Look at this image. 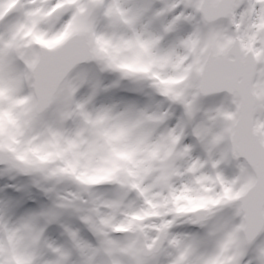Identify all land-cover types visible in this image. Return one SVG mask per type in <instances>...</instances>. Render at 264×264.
<instances>
[{
    "label": "snow or ice",
    "instance_id": "6c2138e0",
    "mask_svg": "<svg viewBox=\"0 0 264 264\" xmlns=\"http://www.w3.org/2000/svg\"><path fill=\"white\" fill-rule=\"evenodd\" d=\"M154 2L163 6L145 23ZM15 14L20 21L0 34V111L7 102L14 114L15 106L26 101L34 123L70 140L82 137L113 109L87 107L98 84L86 100L76 102L77 90L88 80L83 69L74 70L93 64L100 72H116L113 62H102V44L143 49L153 64L166 69L154 74L159 83L151 77L147 82L132 75L122 79L137 90L153 89L167 105L169 147L159 180L166 183L185 170L197 173L214 206L187 221L206 229L202 238L174 234L175 221L169 219L151 230L132 225L117 232L116 225L133 215L132 193L67 197L41 171L3 162L0 167L8 173L30 178L50 204L15 223L0 213V264H218L225 237L231 242L229 264H264V0H148L138 5L126 0H0V23ZM163 16H171L170 21L161 32H152L150 23ZM181 22L192 30L161 48L164 36ZM177 77L178 85L163 86ZM220 93L226 104L201 109L202 98ZM133 111L139 119L153 118L139 108ZM49 113L51 119H45ZM188 136L193 144L185 143ZM194 147L202 158L193 156ZM229 165L235 168L231 178L222 171ZM129 187L138 196L147 191ZM223 209H230L231 216L221 221L217 216ZM83 231L94 244L81 238ZM205 244L210 249L204 250Z\"/></svg>",
    "mask_w": 264,
    "mask_h": 264
},
{
    "label": "clouds",
    "instance_id": "9594fccd",
    "mask_svg": "<svg viewBox=\"0 0 264 264\" xmlns=\"http://www.w3.org/2000/svg\"><path fill=\"white\" fill-rule=\"evenodd\" d=\"M98 54L103 63L111 61L116 65L117 71L112 73L120 81L132 75L146 82L151 77L152 83H159L154 74L166 70L153 64L140 48L102 44ZM180 82L177 77L163 86L173 87ZM25 104H17L13 114L5 102L0 111V163L12 161L18 169L41 171L67 197L83 194L91 200L88 193H98L96 189L103 185L112 186V193H132L133 215L116 225L115 231L127 232L132 225L151 230L153 224L164 219L175 221V227L189 224L190 216L214 206L197 173L185 170L180 175L172 174L166 183L159 180L169 147L167 105L140 108L152 115L151 120L139 119L133 111L135 106H111L113 112L94 130L70 140L34 123L33 117L26 114ZM176 168L179 170L181 165L177 163ZM132 184L146 189L144 196L136 195L129 187ZM127 207L125 202L123 208ZM230 243L227 237L222 240L218 264H229Z\"/></svg>",
    "mask_w": 264,
    "mask_h": 264
},
{
    "label": "rangeland",
    "instance_id": "374dc122",
    "mask_svg": "<svg viewBox=\"0 0 264 264\" xmlns=\"http://www.w3.org/2000/svg\"><path fill=\"white\" fill-rule=\"evenodd\" d=\"M126 2L129 3L130 5H138V4L147 3L148 0H126ZM162 6L163 5L160 4L159 2L152 3L151 11H149L146 14L145 23L148 22V19L151 17L152 12L159 10ZM20 19H21L20 15L15 14L12 19H10L6 22L0 23V34H4L8 30L9 27L14 25L15 23H18L20 21ZM170 19H171V16H163V17H160L156 20H153L149 25L150 30L154 33L161 32L162 26L166 25L170 21ZM191 30H192V25L190 23H187V22L178 23L175 26L174 31L166 34L164 36V38L161 40V45H160L161 48L166 49L168 47H171L175 41H177L179 38H182L183 36L187 35ZM80 70L76 69L75 71H80ZM83 70L86 72L88 82L83 84L77 90V92L75 94L76 97L74 96L75 97L74 100L76 102H81V101L86 100L88 98V96L91 94L92 85L98 84L97 75L100 76V78H102L104 73L105 74L108 73V75L112 74L110 72H104V73L100 72L98 70V68H96V66L93 64H90L89 66H87ZM121 81L117 82V76H115V78H113V80L111 82L104 80L103 84L101 86L98 84V90L96 92V95L93 97V100L91 101V103L87 107L90 110H94V109H98L101 107L116 106V107L120 108L123 106L131 105V106H135L136 108L140 109V108H145V107L154 108V107H157L161 104L163 98L154 94L148 88H144V90L147 91L146 95H143L142 91L128 90V89H130L129 87H126V88H128L127 90L124 89L122 91H118V90L115 91V89H116L115 88L114 91H110L111 87H117V85ZM125 82L130 84L128 81H125ZM129 86L134 87L135 85L130 84ZM100 88H101L102 92H101ZM107 89H109V90H107ZM117 92H122V93H117ZM100 93H103L101 99H99ZM104 93H106V94H104ZM226 103H227V101L225 99V95H216V96H212V97H208V98H204V99L202 98V100L200 102L202 110L213 109V108L219 107L221 104H226ZM175 115L176 116L180 115V109L179 108L176 109ZM45 119H51V113L47 114L45 116ZM171 123H175V118L172 119ZM193 142L194 141H193V138L191 136L186 137V139H185L186 144H193ZM193 156L202 158V153L198 147H194ZM222 171H223V174L227 178H231V175L234 173L235 168L232 165L222 166ZM18 177L21 178V176L14 175L12 173H5L3 171V168L0 167V213L4 214L10 223H15L17 220L21 219L22 217L29 215L32 212L38 210L40 207H42V206H40V207L36 208V206L34 204H32L31 202L30 203L26 202L25 206L22 208L21 211H19L17 209L15 200H13V199L18 197V192L16 191L15 188H12V187H13V184L16 186L21 182V180H19ZM22 178L23 179L27 178V180H25V182H27V184H29V183L32 184L30 178H28V177H22ZM2 181H6V182L13 181V184L10 186L11 188H8L6 185L2 184ZM10 189H12V190H10ZM112 191H113L112 186L108 185V188L100 189L97 192L105 194V195H111ZM10 198H12V200H10ZM230 216H231V210L230 209H223L218 214L217 219L223 221L225 219H228ZM65 221L71 222L68 217H65ZM75 226H78V222H76ZM198 226L199 225H197V227ZM197 227H195L192 224H184V225H180V226L175 227L172 231L174 234L197 237L198 235H196L194 233V231ZM200 228L202 230H204V234H205L206 229L203 227H200ZM81 238L86 240L88 243H91V244L95 243L94 238L91 236L90 233H87L86 231H83L81 233ZM53 239H55V237H53ZM260 239L261 238L257 239L256 244L260 243ZM210 247H211L210 245L205 244L204 250H208V249H210ZM251 255H252V253L249 254V256H251Z\"/></svg>",
    "mask_w": 264,
    "mask_h": 264
},
{
    "label": "trees",
    "instance_id": "16d2710c",
    "mask_svg": "<svg viewBox=\"0 0 264 264\" xmlns=\"http://www.w3.org/2000/svg\"><path fill=\"white\" fill-rule=\"evenodd\" d=\"M84 68H86V67H79V68H77V70L84 69ZM115 76L116 75L114 73H112L111 75H108V73L107 74L104 73L102 78H100V76L97 75L98 84L101 86L103 84L104 80L108 81V82H111L113 80V78H115ZM129 85L130 84H128L124 80H122L117 85V87H111L110 91H114L115 88H116L115 91L116 90L122 91L124 89L127 90L128 88H126V87L130 88L128 90H137L136 86L132 87V86H129ZM100 90H101V88H100ZM107 90H109V89H107ZM138 91H142L143 95L147 94V91L144 90V89L143 90H138ZM101 92H102V90H101ZM106 93H104V94H106ZM117 93H122V92H117ZM102 94L103 93H100L99 99H101ZM75 97H76V95H75ZM18 179L21 180V182L18 185H16V186L13 184V181H9V182L2 181V184L6 185L8 188H11L10 186L13 184L12 188H15L16 191L18 192V197H16L13 200H15L16 207H17V209L19 211L22 210V208L25 206L26 202L27 203H30V202L34 203L36 208L40 207V206L46 207V206H48L50 204V201L48 200V198L46 196H44V194L42 192H40L39 189H37L34 185H32L30 183L27 184V182H25V180H27V178L23 179L22 177L21 178L18 177ZM105 188H108V185L99 186L96 189V191H99L100 189H105ZM10 190H12V189H10ZM10 200H12V198H10Z\"/></svg>",
    "mask_w": 264,
    "mask_h": 264
},
{
    "label": "water",
    "instance_id": "95a60500",
    "mask_svg": "<svg viewBox=\"0 0 264 264\" xmlns=\"http://www.w3.org/2000/svg\"><path fill=\"white\" fill-rule=\"evenodd\" d=\"M86 65H88V64H85V65H80V66H86ZM80 66H78V67H80ZM77 67V68H78ZM220 94H224V93H220ZM220 94H216V95H220ZM210 97V96H209ZM204 98H206V97H204ZM22 177H25V176H22Z\"/></svg>",
    "mask_w": 264,
    "mask_h": 264
},
{
    "label": "flooded vegetation",
    "instance_id": "af4514ba",
    "mask_svg": "<svg viewBox=\"0 0 264 264\" xmlns=\"http://www.w3.org/2000/svg\"><path fill=\"white\" fill-rule=\"evenodd\" d=\"M198 227H201V226H198Z\"/></svg>",
    "mask_w": 264,
    "mask_h": 264
}]
</instances>
